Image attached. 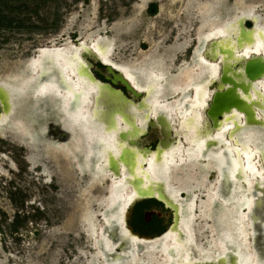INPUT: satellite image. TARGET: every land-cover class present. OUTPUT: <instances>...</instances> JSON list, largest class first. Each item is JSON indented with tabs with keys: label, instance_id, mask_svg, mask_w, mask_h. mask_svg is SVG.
<instances>
[{
	"label": "bare ground",
	"instance_id": "1",
	"mask_svg": "<svg viewBox=\"0 0 264 264\" xmlns=\"http://www.w3.org/2000/svg\"><path fill=\"white\" fill-rule=\"evenodd\" d=\"M150 1L137 0L132 16L114 22L115 35L138 25ZM174 1L180 3L179 15L168 13L178 29L174 43L152 40L140 61L115 59L114 39L97 30L81 31L79 44L52 39L19 59L0 74V126H6L0 137L24 147L31 168L75 188L79 223L95 250L92 264H263L254 246L264 233V70L251 79L244 68L249 58L264 61V0ZM247 18L255 26L245 32L240 22ZM194 36L195 55L179 67ZM89 58L119 68L142 103L103 86ZM223 67L256 122L232 106L213 125L211 85H231L220 80ZM150 124L166 135L155 150L140 142ZM203 160L212 172L199 165ZM144 194H162L178 219L150 244L125 221ZM221 202L239 206L238 225L218 214L225 213ZM204 210L215 211L214 224ZM206 243L218 246L214 256Z\"/></svg>",
	"mask_w": 264,
	"mask_h": 264
},
{
	"label": "rangeland",
	"instance_id": "2",
	"mask_svg": "<svg viewBox=\"0 0 264 264\" xmlns=\"http://www.w3.org/2000/svg\"><path fill=\"white\" fill-rule=\"evenodd\" d=\"M136 2L137 0H7L0 3V20L5 25L0 26V74L13 67L19 59L33 54L35 48L48 45L52 39L70 37L76 43L73 39L76 35V40L79 41L81 31L88 34L97 30V34L113 38L115 59L127 62L132 59L142 60L144 53L152 47V40H161L163 46L173 44L178 29L172 20L174 17L171 18L168 13L173 11L180 14V3L174 0H160V5L165 8L163 14L159 11L158 15L149 16L145 11L140 16L138 25L131 26L129 32L121 36L115 35L114 22L132 16ZM143 41L147 42V48H143ZM187 63V56L179 55L178 66L183 67ZM94 65L100 66L98 62H94ZM102 70L104 75L111 76L110 72ZM117 85L122 86L120 83ZM211 88L215 89L216 84H212ZM127 93L135 101L140 99L129 90ZM1 127L4 129L6 126ZM153 127L140 137L143 145L155 146L158 142L159 137L155 136L154 140L152 136L156 134ZM26 155L27 150L18 142L0 137V235L3 233L0 239V264H92L95 250L92 240L84 234L79 223L75 188L59 183L60 178L53 174L43 175L38 166L31 168L24 157ZM198 163L205 171L214 170L209 166L212 163L204 160ZM209 179L211 183L214 182L212 173ZM203 194L198 196L197 204L202 197L206 199V193ZM221 204L225 213L218 214H224L226 223L232 227L238 225L236 219L239 206H234L233 202ZM204 211L214 224L215 216L212 214L215 211ZM195 213H200L198 208ZM261 227L264 229V224ZM12 231L16 232L13 236ZM205 245L214 256L218 246L211 243ZM254 247L264 264V233L259 232L258 242Z\"/></svg>",
	"mask_w": 264,
	"mask_h": 264
},
{
	"label": "flooded vegetation",
	"instance_id": "3",
	"mask_svg": "<svg viewBox=\"0 0 264 264\" xmlns=\"http://www.w3.org/2000/svg\"><path fill=\"white\" fill-rule=\"evenodd\" d=\"M160 6L161 5H160L158 0H153L147 4L145 11L148 13L149 16H156L159 14ZM253 24H254V22H253L252 18H250L246 21V25L248 27H252ZM80 39H78L79 41H77L76 35H75V38L73 40L76 41L75 44H79L82 41V36L80 37ZM195 41L196 40H195V36H194V40L188 46L185 54H183V55L187 56L188 60L192 59V56L195 55V52H194V49L196 46ZM143 45H144L143 48H147V47H145L147 45V42L143 41L142 46ZM89 61L92 64L91 71L95 75V78L98 81H100L101 83H110L116 89L122 90L135 103H140L143 100L144 97L142 95H139L140 99L138 101H135L132 97H130L128 95L127 90H129L132 94H133V92L131 91V88L130 89L127 88L126 84L123 82V77L121 76L122 71L119 68H116L112 64L105 63L102 60H94L92 58H89ZM94 62H98L100 64V66L99 65L95 66ZM102 68L107 70L108 72H110L111 76L104 75V70H102ZM119 83L122 84V86H118L117 84H119ZM213 84H216V88H217L219 81L216 80V82H214ZM210 103H211V101L209 102V105H210ZM1 111H2V109L0 107V112ZM151 126H153V125H151V124L148 125L146 131L143 134H147L150 131ZM153 128H154L153 130L156 134L155 135L152 134V136H154V138H155V136L159 137V140L155 146H153V144L143 145L142 141L140 140L141 145L145 149H150V150L158 149V147L161 145V143L164 141V139H166L165 138L166 135L162 136L161 132L156 130L155 126ZM173 137H174V135L172 134V136L170 138L172 139ZM154 140H156V138ZM24 157L27 160V155ZM27 163L29 164L28 161H27ZM182 197H183V199H185L187 197V194L184 193V195ZM177 220L178 219H177L176 210L173 207L169 206L166 202L158 199L157 197H147V198H142V199H136L132 203L131 207L128 210V213L126 214V220L125 221H126L127 228L129 230H131L132 234H136L140 240L141 239L147 240V242L150 244L153 240L163 237L171 229L172 226L176 225ZM13 233H16V232L12 231V233H11L12 236H13ZM1 235H3V233H1ZM1 235H0V239L2 238ZM147 237H149L150 239H145ZM116 250H118V249L116 248ZM202 264H218V263L217 262H207V263H202Z\"/></svg>",
	"mask_w": 264,
	"mask_h": 264
},
{
	"label": "water",
	"instance_id": "4",
	"mask_svg": "<svg viewBox=\"0 0 264 264\" xmlns=\"http://www.w3.org/2000/svg\"><path fill=\"white\" fill-rule=\"evenodd\" d=\"M248 19H250V18H247L246 20H243V21L241 20V22H240L242 25V30L245 32L251 31L255 26V20L252 19L254 24L252 27H248L246 25V21ZM224 69L225 68L223 67V71L221 72L220 80L222 83H231V85L225 86L222 88L219 87V84L217 85V88L213 92L211 103L207 108V115L210 117L213 125L215 126L217 123V120H219L221 113L224 110H228L232 106L244 107L247 120L250 121L252 119L251 115L253 113V110H250V108H248L245 105V102H243V100L241 98H239V96L236 93L235 88H234V86H235L234 80L225 73ZM244 69H245L246 76L253 79L256 76H258L260 72H262L264 70V61H261L260 57L258 59L249 58L245 61V68ZM123 82L126 84L127 88H129V89L131 88V86L129 85V83L127 82L126 79H123ZM102 85L110 88L111 91L120 92L124 98L131 100V98H129L122 90L116 89L110 83H102ZM140 103H142V101ZM251 121L256 122V120H251ZM262 122H263V120H259L258 124H262ZM66 136L69 137L68 135H66ZM147 150H150V149H147ZM112 167H113L112 170H114V172L118 171V163L117 162H112ZM147 197H157L158 199H160V200H162L168 204V202L165 200V198H163L162 194H160L159 196L144 194L139 199L147 198ZM169 206L176 208L173 205H169ZM117 248H118V250H116V251L119 252L120 247L117 246Z\"/></svg>",
	"mask_w": 264,
	"mask_h": 264
},
{
	"label": "snow or ice",
	"instance_id": "5",
	"mask_svg": "<svg viewBox=\"0 0 264 264\" xmlns=\"http://www.w3.org/2000/svg\"><path fill=\"white\" fill-rule=\"evenodd\" d=\"M61 74L63 75V72H61ZM64 83H65L66 87H67L69 90H71V91H75V88H74L72 82H70V81L67 79V77H64ZM81 94H82V93H81ZM229 191H230V189H229Z\"/></svg>",
	"mask_w": 264,
	"mask_h": 264
},
{
	"label": "trees",
	"instance_id": "6",
	"mask_svg": "<svg viewBox=\"0 0 264 264\" xmlns=\"http://www.w3.org/2000/svg\"><path fill=\"white\" fill-rule=\"evenodd\" d=\"M4 1H7V0H0V3H4ZM3 24H1V20H0V26H2ZM5 26V25H3Z\"/></svg>",
	"mask_w": 264,
	"mask_h": 264
}]
</instances>
